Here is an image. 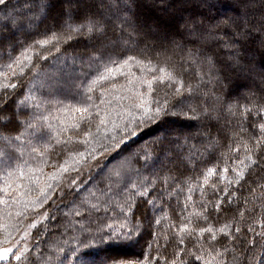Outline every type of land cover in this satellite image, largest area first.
Wrapping results in <instances>:
<instances>
[{"label":"snow or ice","instance_id":"1","mask_svg":"<svg viewBox=\"0 0 264 264\" xmlns=\"http://www.w3.org/2000/svg\"><path fill=\"white\" fill-rule=\"evenodd\" d=\"M179 2L182 4L184 0ZM65 3L67 8L62 20L54 21L51 30L45 29L43 38L28 43L16 39L24 22L18 19L16 7L11 0H0V6L7 10L0 15V49L11 48L13 53L17 52L18 46L23 49L16 56L9 54V62L0 65V76L7 81L0 83V89L4 90L0 97V245H8L0 246V261H5L11 254L17 264H38L30 249L36 248L40 253L39 247L30 246L29 239L34 235L33 230L50 218L51 208L59 207L57 196L63 200L73 190L79 195L81 184L86 183L83 180L85 172L93 166L100 167V159H106L130 136H135L140 125L159 122L169 114L183 115L194 121L204 120L208 123L199 135L207 139V148L214 149L221 140L228 138L230 121L225 119L221 123V120L226 115L239 114L245 120L252 116L259 122L251 124V131L242 123L239 132L232 131V136L238 137L239 142L235 148L229 144L228 151L239 155L242 146L244 155L233 159L229 166L225 154V167L219 172L220 181L224 183L222 191L214 183L211 185L212 197L206 195L205 186L216 171L208 168L202 183L191 182V177L179 183L177 177H164L162 192L146 201L145 207L158 209V200L162 201L165 194H179L183 191L182 184L188 185L184 207L180 208L179 226H167L175 236L171 255L162 251L169 243V236L164 235L162 246L160 233L152 231V241L147 242L148 251L143 253V259L131 261L106 255L101 264L109 260L111 264H264V183L255 187L249 185L248 196L243 198L242 204L238 197L249 172L253 169L264 172V87L257 85V81L264 85V67L257 71L254 53L234 49L227 64L218 68L212 56L199 49L185 53L184 44L170 39L168 33L138 23L127 4L123 9L117 8L120 15L115 17L114 34L109 37L112 4L106 5L105 0H65ZM34 6L33 0L22 5L30 10ZM233 25L241 38L250 34L247 27L240 28L235 22ZM257 32L264 33V26ZM75 37L95 41L92 52L86 57V65L85 57H80L83 77L66 73L64 68L44 72L41 95L28 89L23 98L17 99L21 91H25L21 86L24 76L31 72V80H35L41 74L42 67L34 62V55L46 61L50 53L41 55L40 50L52 46L60 53L61 43L66 44ZM259 47L264 56V38L259 40ZM129 51L135 54L126 55ZM177 52L184 53L180 57L182 63L169 67V61ZM183 63L197 64L195 86L191 82L185 84L183 73L186 68L177 74L176 67H183ZM64 67L75 71L76 58L73 57L71 65L66 58ZM133 67L139 69V75L131 71ZM118 77H123L124 82L118 83ZM63 89L70 95L57 98ZM68 98L76 100L78 106L64 107V99ZM61 110L70 112L71 119L53 116V111L59 113ZM53 120L57 122L53 123ZM34 140H45V143L38 148L33 145ZM171 143L169 141V146L165 147L163 138L158 137L151 146L142 149V157L137 155L135 159L147 161L152 149L158 145L161 152L168 154L169 161L175 163L171 159L176 154ZM26 148L29 149L27 153ZM181 163L184 162L181 160ZM191 163L194 170L196 161L191 160ZM46 168L51 170L45 171ZM130 168L127 160L122 161L113 170L121 179L112 180L110 175L105 188L89 189L87 197L76 204L75 215L85 222L73 231L82 235L69 237V240L77 241V247L52 245L41 264H65L69 254L76 258L75 264H96L98 253L90 250L98 244H107L118 252L121 246L140 242L141 224L145 218L140 208L144 198L156 191L161 177L159 174L151 179L141 177L137 170L134 173L136 179H132L128 174ZM229 171L234 175L228 176ZM170 180L176 184L171 192L168 190ZM197 188L199 201L192 195ZM137 198L141 199L138 201ZM190 205L192 210L188 211ZM101 207L105 213L112 211L122 216L118 226L104 223L101 217L92 218ZM213 212L217 217L221 212L231 213V219L216 227L209 219ZM200 221L206 226H197ZM155 224L159 226L161 219H156ZM69 240H64L63 244L68 245ZM40 256L43 257V253Z\"/></svg>","mask_w":264,"mask_h":264},{"label":"trees","instance_id":"2","mask_svg":"<svg viewBox=\"0 0 264 264\" xmlns=\"http://www.w3.org/2000/svg\"><path fill=\"white\" fill-rule=\"evenodd\" d=\"M26 2H29V0H11V4L16 7V11L19 13L18 19L24 21L21 24L20 31L16 33V39L20 42L27 41L31 43L33 40L43 38L42 34L44 30H51L54 21L59 23L67 8L65 0H33L35 6L31 10L22 7ZM105 3L106 5H113L110 10L113 19L109 21V37H112L114 34L115 17L120 15L117 8L123 9L127 4L138 23L154 30L159 29L161 32L168 33L170 39L184 44L185 53L188 50L195 52L199 49L201 52L212 56L216 61V66L219 68L227 64L234 49H239L242 53H254L253 60L257 71L264 67V56L261 55L259 47V40L264 38V33L257 32V29L264 26V0H184L182 4L179 0H130V3H128V0H105ZM6 11L7 10L4 9L3 6H0V15L5 14ZM201 21H203L202 24ZM224 21H228V23L225 24ZM233 22L239 25L240 28L247 27L250 30V34L246 38H241V36L237 34L238 30L234 27ZM22 33H30V35ZM115 34H119L118 30H116ZM229 45H231V47H229ZM94 46L95 41H90L84 37H75L66 44L61 43L60 47L62 50L60 53H56L52 46H45V49L40 50V53L41 55H49L50 53L46 61L40 60L38 56L34 55V62L39 63L42 67L40 76L35 80H31L33 74L28 72L21 82V86L25 91H21L17 99L23 98L28 89H34L35 94L40 96V83L41 80L44 79V72L51 73L60 68H64L66 73L73 76L79 75L82 78L83 73L80 72V57H85L86 65L88 62L86 57L92 52ZM37 49H39L38 45ZM22 50L23 49L19 46L15 53L11 51V48L0 49V65L9 62L7 59L9 54L16 56ZM118 50L119 49H117V51ZM133 54H135L134 51L126 53V55ZM183 54L184 53L177 52L172 60L169 61V67L173 64L182 63L180 57ZM73 57L76 58L75 71H73L71 67H64L65 59L67 58L68 64L71 65ZM161 62L163 63V58H161ZM197 64H192L190 66L189 63H183V67H176L177 74L181 73L183 69H187V71L183 73L185 84L191 82L195 86L197 80L195 73L199 70ZM203 70L207 71V68L204 67ZM125 71H127V69ZM131 71L139 75V69L137 67H133ZM10 77L11 74L9 73V78ZM6 82L4 77L0 76V83ZM12 82L17 83L15 79H12ZM117 82L123 83L124 78L118 77ZM257 85L264 87V85H260L259 81H257ZM209 87L211 86L209 85ZM237 87H239V85ZM240 90L243 91V89ZM3 91V89H0V97H2ZM8 91L11 90L9 89ZM64 95H70L67 89H63L57 98L63 99ZM73 106H78L76 100H72L71 98L64 99V107L70 109ZM185 111H187V109H185ZM52 114L53 116L71 119V113L63 110L59 113L53 111ZM44 115H48V112H44ZM190 115L191 114H189V116ZM225 119L230 121V129L227 131L228 138L221 140L214 149L207 148V139L199 135L203 126L208 123L204 120L194 121L183 115L173 116L169 114L163 117L159 122L140 125L135 136H130L119 149L112 151L106 159H100V167L93 166L90 170L85 172L83 180L86 183L81 184L80 187L82 190L79 191V195H75L76 190H73V192L66 195L63 200H60L57 196L56 204L59 205V207L51 208L50 218L38 225V229L33 230L34 235L31 237L32 245H38L40 253H43V257L40 256L36 248H31L32 258L36 259L38 264H41L42 259H46L49 255L52 245L58 244L66 248L77 247V241L69 240V237L81 236L82 234L73 231V229H79L80 223H84L85 221L75 215L78 210L76 204H78L82 198L87 197L89 189L95 190L97 188H105L109 183L108 177L110 175L112 180L121 179L114 175L113 170L125 160L131 165L128 174L131 175L132 179H136L134 173L137 170H139L141 177L147 176L151 179L154 175L159 174L161 179L155 186L156 191L152 193V196L144 198V204L141 205L140 211L143 212L145 218L141 224L142 232L140 242L128 247L121 246L118 252L113 251L107 244H98L97 247L90 250L94 254L98 253V255L95 256L96 264H101V261L106 255H115L118 256V258L131 261L143 259V253L148 251L147 242L152 241L150 235L152 231L160 233L159 243L162 246L165 244L164 235L167 234L169 236V243L166 248H162V251L170 256L173 251V245L175 244V236L172 229L167 226L170 224L179 226L181 222L179 214L180 208L184 207L183 200L185 196L188 195V185L182 184L183 191L179 194L173 193L171 196L165 194L162 201L158 200V205H160L158 209H154L151 206L145 207L146 201L147 199L156 197L162 192L164 177H177V183L191 177V182L202 183L203 176L206 174L208 168H214L216 171L210 177L209 184L205 186L206 195L209 198L212 197L213 189L211 185L214 183L217 184L222 191L224 183L220 181L219 172L225 167V154H227L229 166L233 159H238L239 155H244L242 146L239 155L228 151L229 144L235 148L237 142H239L238 137L232 136V131L239 132V124L241 123L251 131V124L255 121V118L252 116H248L247 120H245V118L239 114L236 116L226 115L224 119L221 120V123H223ZM52 122L56 123L57 121L53 120ZM255 122L258 123L259 121ZM158 137L163 138L165 147L169 146V141L172 142L170 146L176 154L173 155L171 159L175 161V163L169 161L168 154L161 152L158 145L152 149L150 159L147 161L143 159L137 161L135 159L137 155L141 157L144 155L142 149H144L145 146H151ZM186 138L187 142H185ZM244 138H248L247 134H244ZM44 143L45 140L39 142L33 141V145L38 148L42 147ZM58 150L59 149H57V151ZM28 151L29 149L26 148L25 152L27 153ZM25 158H28L27 155ZM181 160L184 163H181ZM191 160L196 161L194 170ZM32 163L35 164L36 161H32ZM105 164H107V167H104ZM185 165L187 166L185 167ZM101 167H103V171H100ZM50 170L49 168L45 169V171ZM227 175L233 176L234 174L229 171ZM89 180L90 182H88ZM253 181H255V183H252ZM243 183V189L238 192L241 204L243 198L248 196L247 188L249 185L255 187L256 184L264 183V172L260 171V169H253L248 173L247 179ZM169 184L171 187L168 190L171 192L172 189L176 187V184L172 183L171 180ZM115 189L116 185L113 184V190L115 191ZM192 195L195 201L200 200L198 188ZM113 198L115 199V197ZM137 199L139 201L141 198ZM178 203L179 207H177ZM168 205L171 206L169 207ZM232 207H235V205ZM191 210L192 205L188 208V211ZM165 213L167 214V218H165ZM137 214L139 215L140 212ZM51 217H55V219ZM96 217L103 218L106 224H115L117 226L122 219V216L116 215L112 211L105 213L103 207H101L99 212L93 213L92 218L95 219ZM156 219H161V224L159 226L155 224ZM209 219L216 227H219L220 224L231 219V213L226 214L221 212L217 217L215 212H213V215ZM197 226L206 225L203 221H200ZM166 227L167 232H165ZM45 229L47 230L45 231ZM39 233H42V235H39ZM64 240H69V244L64 245ZM155 247L156 244L153 242V248ZM152 254L155 255L156 253L153 251ZM69 261L75 264L76 258L69 254L68 258L65 260V264H69ZM106 264H111V261H107Z\"/></svg>","mask_w":264,"mask_h":264},{"label":"rangeland","instance_id":"3","mask_svg":"<svg viewBox=\"0 0 264 264\" xmlns=\"http://www.w3.org/2000/svg\"><path fill=\"white\" fill-rule=\"evenodd\" d=\"M0 236H2V233H0ZM30 246L32 245L31 238L29 239ZM3 247H7V244L0 245ZM0 264H17V262L12 258L11 254L8 255V258L5 261H0Z\"/></svg>","mask_w":264,"mask_h":264}]
</instances>
